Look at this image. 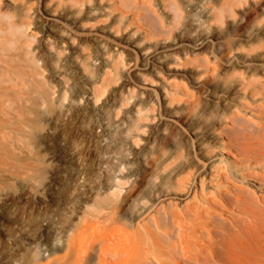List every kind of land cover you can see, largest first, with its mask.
<instances>
[{
    "label": "bare ground",
    "instance_id": "obj_1",
    "mask_svg": "<svg viewBox=\"0 0 264 264\" xmlns=\"http://www.w3.org/2000/svg\"><path fill=\"white\" fill-rule=\"evenodd\" d=\"M235 1L0 0V264H264V79L241 75L219 125L190 115L220 150L200 166L158 145L174 105L196 104L186 79L216 70L196 14L219 22ZM106 34L162 65L130 83Z\"/></svg>",
    "mask_w": 264,
    "mask_h": 264
},
{
    "label": "rangeland",
    "instance_id": "obj_2",
    "mask_svg": "<svg viewBox=\"0 0 264 264\" xmlns=\"http://www.w3.org/2000/svg\"><path fill=\"white\" fill-rule=\"evenodd\" d=\"M196 15L199 26L197 30L193 31L195 34L191 38L192 40L198 39L194 49L204 54L216 70L210 77L207 74H202L196 81L186 79L185 84L197 96L196 104L191 109H180L182 104H175V109L178 108L176 121L170 125L166 135L158 141L159 146L169 145L173 152L176 148H180V154L174 161L178 167L190 165L196 168L211 154L220 151L219 148L215 149L217 143L213 138L204 139L207 142L206 146L204 148L199 147L198 142L201 139L191 133L193 123L189 120L190 115L193 113L209 114V122L213 125H219L225 120V115H228L234 107V102L244 95L243 90L232 91L233 84L238 82L241 75L249 77L254 74L264 79V0H236L232 13L227 12L223 20L219 22L208 23L202 13L198 12ZM44 17H46V13L41 8L38 14L32 18L31 26L32 30L36 31V35H39L42 30L41 26L43 27V22L46 20ZM100 26L96 27V31L99 33ZM106 36L112 41L111 43L124 50L119 59L125 60L123 62L126 65L125 74L128 75L130 83L138 82L134 75L137 68H143L146 64H158L153 52L144 57L132 50L130 46L128 47L122 35L106 34ZM180 40L186 41V38L183 36ZM189 48L193 49V46H189ZM129 59H131L132 64L131 62L126 63ZM158 65L162 64L159 63ZM181 65V69L198 71L195 70L197 68L195 62L183 61ZM160 71L165 73L163 75H160L161 73L159 75L153 74L149 77L150 80L156 82V79L167 75L168 70L164 69V66L160 67ZM217 82L223 85V88H220ZM213 93L225 94L227 97L224 100H212L211 94ZM258 109V106L250 103L247 108L243 109L246 113L242 112L241 114L248 118ZM159 111L165 113L162 108ZM118 210L122 212L123 205H120Z\"/></svg>",
    "mask_w": 264,
    "mask_h": 264
}]
</instances>
